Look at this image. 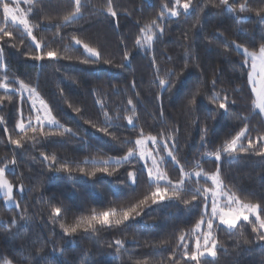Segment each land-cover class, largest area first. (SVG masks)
Listing matches in <instances>:
<instances>
[{
  "label": "trees",
  "instance_id": "16d2710c",
  "mask_svg": "<svg viewBox=\"0 0 264 264\" xmlns=\"http://www.w3.org/2000/svg\"><path fill=\"white\" fill-rule=\"evenodd\" d=\"M3 2L7 0H0V27L7 26L12 36L0 40V77L7 75L13 88L23 80L36 88L39 98L0 89V167H6L18 205L6 204L0 192V264H197L178 247L181 234L189 254L196 250L198 236L203 245L206 227L192 229L205 211L204 200H192L191 190L213 185L203 175L196 177V171L210 175L218 169L224 190L264 208V115L253 106L257 97L248 83L250 67L235 46L258 51L264 44V0H229L234 10L220 0H192L187 12L179 8V16L165 13L163 18L161 6L172 8L175 0H111L116 16L106 11L108 0H81V16L70 23L63 17L74 10V0H32L31 5L21 0L33 35L46 45L39 52L58 54L42 60L33 59L39 52L22 26L4 21ZM242 3L249 10L241 12ZM10 7H15L14 0ZM153 20L163 34L154 29L151 47L136 45L143 36L140 29ZM73 36L96 48L100 58L89 57ZM213 95L219 97L216 102ZM225 96L228 107L220 109ZM41 99L59 122L44 131L70 128L71 133L45 137L38 129L24 136L16 129L20 121L27 128L29 119L36 126L33 102L41 108ZM105 113L111 118L107 122ZM128 116H133L131 125ZM245 125L244 150L223 152L224 144ZM141 130L157 136L161 149L168 144L179 164L164 151L153 150V155L158 161L163 157L159 167L174 183L183 167L190 174L188 190L179 195L170 190L155 204L149 200L138 209L141 215L119 226L65 233L61 224L75 225L93 211L131 207L155 190L147 173L150 160L133 157L120 165L102 164L123 157ZM33 135L35 140L28 139ZM9 137L21 140L20 145ZM147 147L153 149L150 141ZM53 155L56 162L50 159ZM105 166L112 175L98 171ZM128 172L135 173V183ZM213 237L216 256L198 257L199 264H264V239L251 223L241 221L234 230L217 226Z\"/></svg>",
  "mask_w": 264,
  "mask_h": 264
},
{
  "label": "snow or ice",
  "instance_id": "6c2138e0",
  "mask_svg": "<svg viewBox=\"0 0 264 264\" xmlns=\"http://www.w3.org/2000/svg\"><path fill=\"white\" fill-rule=\"evenodd\" d=\"M11 2H13V0H7V2L2 3L4 21L7 22L10 20L12 25H21L23 31L35 43V47L39 52V50L42 47H46V45H42V43L37 40L36 36L33 35V26L30 25L27 14H25L19 7L21 0H14L15 7H10ZM23 2L29 5L32 4V0H23ZM220 3L223 5H228L230 10H234L232 9V5L229 4V0H220ZM74 4V10L63 17V20L66 23H70L81 16V8L83 7L81 0H74ZM191 5L192 0H175V4L172 8H169L166 4L162 5L159 16L163 18L165 13H168L173 17H177L180 15V12L178 11L179 8H182L185 12H187ZM239 10L243 12L249 9L246 3H242L239 6ZM106 11L112 16L117 15L112 6L111 0H108ZM154 29H158L159 34H163V28L160 27L156 20H153L149 24H145L144 27L140 29V32L143 34V36L136 39V45L140 47H151L154 37H156L157 35L156 32H154ZM11 36L12 31L8 30L7 26L0 27V40H3L4 37ZM71 39L77 45L82 44L84 51L88 53L89 57H94L97 60L100 58L101 54L96 48L90 47L89 44L83 43L75 36H73ZM233 44H235V41H233ZM235 46L242 49V53L244 56L243 63L246 66L250 67V71L248 73V83L252 86V92L257 97V99L253 101V106L254 108L259 109V113L261 115H264V44H261L258 51H250L247 47L239 44H236ZM0 53H2V49H0ZM45 56H47L49 59L58 58V54L55 51L49 50L46 52H39V54L35 55L33 59L42 60L45 58ZM125 59H128L127 53H125ZM82 62L88 63V60H84ZM16 83L19 85V87L13 88L12 81L9 80V77L7 75L0 77V89L5 90L6 92L9 90H14L17 92H27L30 97L35 96L36 98H39V94L36 88L31 87L23 80H18L16 81ZM159 84L162 87L165 86V79L159 78ZM213 85H215V81H213ZM3 99L4 97H0V101H2ZM212 99L213 102H216L219 97L213 95ZM192 103H194V101H192ZM128 104H133V101L129 99ZM40 105L41 108H36L35 102H33V108L37 113V115H35L34 117L36 126L33 125L31 119H29L28 121L27 128L25 123L22 121L17 122V124L15 125L16 129H19L21 133H24V136H27L28 130L35 134L38 132V129L39 134L45 137L50 135H62L63 133L72 132V129L70 128H64L63 132L44 131L46 125L59 126V122L56 120L55 116L52 115L51 109L42 99L40 100ZM218 107L220 109H226L228 107V98L226 96L222 101L219 102ZM77 111H79V109H77ZM41 112L43 113V115L40 114ZM134 113L135 107H133V114ZM104 115L106 122L111 119L110 117H108L107 113H105ZM126 119L129 125L133 124V116H128ZM93 126L95 127V125ZM103 130L107 132V129ZM5 131H7V129H5ZM247 131L248 126L245 125L229 142L224 144L222 149L223 152L231 153L236 152L238 149L244 150L241 141L242 139L247 138ZM21 139H23V137H21ZM28 139L35 140L36 135L28 137ZM260 139L264 140V137H260ZM9 140L12 144L20 145L21 143V140L12 139L11 137H9ZM149 141L153 145V149H148L147 144ZM160 143L161 142L158 140L157 136H145V134L141 130L139 137L134 140V147H129L123 157H110L109 159L102 161V164L104 165H108L110 162H114L116 165H120L122 163L130 161L133 157H137L142 161L150 160L152 166L147 167L146 165V167L150 181V187L154 185V191H151L149 194L145 195L144 198L138 202V204L131 207L123 208L119 211H117L115 207H112L109 210L101 211L99 213L93 211V214L90 217H82L77 221L75 225L65 226L64 224H61V228L63 229V231L65 233H75L81 227H83L84 230L87 231L89 229L95 230L97 228V225L107 227L119 226L130 219H134L135 216L141 215V211H139L138 209H140L141 206L147 205L149 200L151 201V203L155 204L159 201L165 200L168 197L170 190L173 195H179L182 191H187L188 189H186L185 184L186 179L190 174L185 173L183 167H181L180 169L179 180L174 183L171 179L168 178L167 173L162 171L158 166L163 162V157H161L160 161H158L156 157L153 156V150L166 152L173 161L179 164L176 156L169 149L168 144L166 142L163 143V147L161 149ZM248 143L250 147L253 146L252 140L249 139ZM260 154L264 155V148L261 149ZM214 155L215 159L219 161L220 150H217ZM45 159H49V157H45ZM50 159L53 162H56L55 155L51 156ZM11 163L15 164V160L11 161ZM63 167L67 168L66 165H63ZM79 170L81 172H84V169L82 168ZM98 171L107 173L108 175H112V172H109V168L106 166L100 167ZM113 171H115V169H113ZM202 175L206 180L211 181L213 187L204 188L201 186L192 189L191 199L196 200L197 196H202L204 200L205 211L201 213L200 219L195 223L194 228L192 229L193 232H196L201 230L202 226L206 227V231L201 233V235L203 236V245H201L200 237L198 236L196 240V250L189 254L187 250L188 244L185 242L186 237L184 234L180 235V244H178V247L184 248L183 255L185 257H189L193 261H197V264H199L198 257H203L205 253H207V255L211 257L216 256V252L214 251V249L216 248L217 244L216 240L213 237V231L217 226L223 225L228 230H234L237 228V225L241 221L249 222L252 224L253 232H259L261 238L264 239V215H261V212H264V208H262L260 204L244 203L240 200L239 197L236 196L235 193L225 192L218 169L214 174L210 175L208 173H204L202 170L195 172V176L198 178ZM128 177L133 183L136 182V176L134 172H128ZM20 190H23L22 185ZM0 192L3 193L6 202L12 201L13 184L6 178V167H0ZM221 197L226 198L224 203H219ZM185 203H188V201H185ZM60 211L61 210L59 208L54 209V213L56 215H59ZM205 216H207V219H205ZM250 217H254V219L250 220ZM210 242L211 246H209ZM116 244L120 245L121 241L117 240ZM202 247L204 251H201Z\"/></svg>",
  "mask_w": 264,
  "mask_h": 264
},
{
  "label": "rangeland",
  "instance_id": "374dc122",
  "mask_svg": "<svg viewBox=\"0 0 264 264\" xmlns=\"http://www.w3.org/2000/svg\"><path fill=\"white\" fill-rule=\"evenodd\" d=\"M191 8V7H190ZM190 8H189V10H190ZM154 156V155H153ZM156 159H157V157H156ZM159 166V165H158ZM6 178H7V176H6ZM8 179V178H7ZM9 180V179H8ZM20 188H21V185H19L18 186V189L20 190ZM224 189V188H223ZM15 186L13 185V198H12V201H7L6 202V204H8L9 206H13V205H17V198L15 197V195H14V193H15ZM225 192H227L226 190H224ZM1 194H3L2 192H1ZM5 198V197H4ZM225 200H226V198L225 197H221L220 198V201H219V203H224L225 202ZM211 246V245H210ZM205 254H207V253H205ZM1 264H14L12 261H10V260H8V261H5V262H3V263H1Z\"/></svg>",
  "mask_w": 264,
  "mask_h": 264
}]
</instances>
